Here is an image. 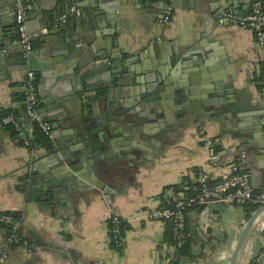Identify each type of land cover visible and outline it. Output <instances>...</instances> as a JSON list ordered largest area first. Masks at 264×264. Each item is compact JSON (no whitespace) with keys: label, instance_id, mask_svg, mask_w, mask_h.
<instances>
[{"label":"crops","instance_id":"crops-1","mask_svg":"<svg viewBox=\"0 0 264 264\" xmlns=\"http://www.w3.org/2000/svg\"><path fill=\"white\" fill-rule=\"evenodd\" d=\"M26 1L32 6L26 26L35 38L34 53L19 61L23 54L15 23L17 0H0V35L10 38L5 54L14 58L0 65V118L4 110L24 103L32 71L55 142L52 150L30 149L0 119V211L14 212L21 223L19 243L11 241L8 226H0L5 264H167L171 246L165 241L166 221L151 219V211L184 184L195 183L199 171L218 181L241 152L247 155L256 190L264 193V91L259 84L264 48L253 30L217 19L225 11L249 12L254 0ZM59 6V20L83 16L79 26L67 29L77 38L72 46L59 35L51 36L56 23L45 25ZM81 33L84 40L78 38ZM105 60L128 70L111 86L118 120L114 128L121 143L131 141L133 130L116 111L135 110L136 119L149 121L156 107H168L185 95L191 117L181 123L162 122L161 133L151 142L142 140L138 146L135 140L138 151L124 153L130 158L121 161L113 175L98 173L108 187L100 189L85 169L66 159L75 107L66 110L64 101L79 95L77 90L83 93L85 74L100 81ZM148 88L153 97L142 100L139 93ZM78 101L97 111L104 106L83 94ZM208 138L218 152L217 164L210 162ZM26 178L29 185L36 178L61 185L55 193L61 205L52 210L27 197L21 192ZM210 212L195 224L199 243L193 246L194 258L181 264H228L247 218L241 206L221 209L212 204ZM113 215L128 226L121 249L111 244ZM263 257L264 213L253 225L241 264H264Z\"/></svg>","mask_w":264,"mask_h":264},{"label":"water","instance_id":"water-1","mask_svg":"<svg viewBox=\"0 0 264 264\" xmlns=\"http://www.w3.org/2000/svg\"><path fill=\"white\" fill-rule=\"evenodd\" d=\"M62 11L61 6H59L56 11H53L52 14L49 15L48 19H45V25L47 26L48 23H56L57 26L51 28V36L59 35V37L64 38L69 46H72V41L77 40V38L68 34L67 29L76 28V25L79 26L83 16L76 17L73 15L70 17L71 19L59 20ZM73 24H75V26ZM32 38L33 42H35V38ZM78 38L84 40V34L81 33ZM55 40H59V38L54 37V41ZM9 42L10 38L0 35V65H4V63L8 65V63L14 59L5 54L6 50H10V48H8ZM20 45L23 55L18 59L19 61H25L26 58H29L34 53V48L28 56H26L27 51L25 47L22 44ZM75 46L79 47V44H75ZM102 64H106V67H104L101 72L104 78L102 79V76L100 75L99 77L101 80L97 81L95 80V75L85 74L83 79L84 85L81 86L83 95L90 96L91 98L96 99V101L104 104L102 110L100 109L97 111L96 109H91L88 105L79 106L78 98L82 95L79 90L76 91V94L79 95H74L64 101L66 104V110L74 109L75 107V113L72 114V119H75V122H72L70 125L74 128V133L70 138V145L68 146L70 148L67 150L68 157L66 159H68L70 163H74L73 165H80L82 169H85V172L95 181L93 184H95L97 188L107 189V185L104 184L98 173L113 175L119 163L130 158L129 156H124V153H127L129 150H131V152L134 150L138 151L137 147H135V140L137 141L138 146L142 140L151 142L153 141L154 135L161 133L163 128L161 127L162 122L174 121L181 123L182 121L189 119L191 116L188 108L189 104L186 101L185 95H178L180 99L177 97V100L169 102L168 107H156V111L152 116L148 117L149 121H139L136 119L135 110H130L125 113L123 111H116L118 116H121L123 125L133 130L132 135L129 136L133 143H131V141L129 143H121V140L118 139V133L114 128L115 122H118V120L117 116H114L115 104L113 101L115 97L113 95L114 89L111 88V86L115 80H118L119 74L127 73L128 70L121 66L119 67L114 64H109V60L107 63L106 60L105 62L103 61ZM79 70L82 73V69ZM163 90L164 89L161 88L160 92ZM152 93L153 90L148 88L146 91L140 92L139 97L142 100L147 99V97L152 98ZM160 96L164 97V94H160ZM38 111L43 117L47 118L46 114H44V110L39 109ZM103 113H106L107 119H105ZM157 114H162L163 116L157 118ZM124 146L127 147L124 148ZM25 181L27 183H24L21 192L25 193L27 197H32L38 199V201L44 202L47 206H50L52 210H56L59 205H61L60 196L55 195L56 192H60L62 189V186L58 185V183H55L48 178H36L32 180L31 185H29L30 180H27L26 178ZM212 204L219 205L221 209L230 206L228 203L220 201V197L212 195L207 198L205 203H202L190 214V232L196 243H199V237L196 235L195 224L201 218L203 211L206 208H210ZM262 213H264V205L258 207L249 217H247L236 238L228 264H241L253 225ZM0 226L4 225L2 224ZM7 230L8 232L10 231L9 228H7ZM262 261L264 263V257L262 258Z\"/></svg>","mask_w":264,"mask_h":264},{"label":"built area","instance_id":"built-area-1","mask_svg":"<svg viewBox=\"0 0 264 264\" xmlns=\"http://www.w3.org/2000/svg\"><path fill=\"white\" fill-rule=\"evenodd\" d=\"M31 7V4L26 0H17L15 23L18 32V42L25 47L27 51L26 56H28L34 48L33 38L29 34L26 26L27 13ZM71 10L75 11V6H72ZM62 18L65 19L66 15H63ZM217 19L222 24H233L253 30L257 41L264 48V0H254L252 9L247 13L239 14L232 11H225L219 14ZM163 21H168V15L164 16ZM259 84L264 91V58L262 61V77ZM25 85L26 108L23 117L35 123L48 140L54 143L55 138L51 123L35 108L38 103V95L36 93L35 75L32 71L28 72ZM1 123L14 124L18 137L25 146L30 148L32 141L26 135L30 131V128H23L17 122L13 113L4 116L1 119ZM206 144L209 148L210 162L212 164L219 163V155L213 141L208 138L206 139ZM246 158V153L241 152L235 160L226 165L221 178L213 184H211L210 176L206 172L199 171L196 178V186L184 184L182 189L175 194V196L166 199L167 205H163L151 211L149 215L150 218L173 220V232L177 240L176 244L179 246L181 245L182 238H184L186 234L187 221L191 213L189 209L193 207V205L198 206L205 203L207 198L212 195L220 197V201H224L230 206H243L246 204H257L259 207L263 206L264 193L256 190L252 179V172L246 163ZM191 190H195V193L192 195L188 194ZM203 214L211 216L210 208H206ZM121 220L122 219L117 215H113L110 220L113 239L118 246H121L123 242V238L120 236ZM0 224L9 227L12 232L11 241L13 243H19L21 241L20 236L17 234L20 229V219L15 217L13 212L0 211ZM22 242L25 244L27 243V241ZM175 248L176 245L171 246L166 254L170 255ZM5 257L4 254L0 255V264H5ZM167 264H170L169 260H167Z\"/></svg>","mask_w":264,"mask_h":264},{"label":"trees","instance_id":"trees-1","mask_svg":"<svg viewBox=\"0 0 264 264\" xmlns=\"http://www.w3.org/2000/svg\"><path fill=\"white\" fill-rule=\"evenodd\" d=\"M25 97H26V92H25ZM25 108H26V98H24V103L21 105L20 108H11V109H7L4 110L1 114V118L2 119L4 116L8 115L9 113H13L17 122L23 127V128H30V131L26 134L28 138L31 139L32 141V145L30 146V149L32 148H46L48 150H52L54 147V143L50 142L48 140V138L44 135V133L39 129V127L35 124L30 122V120L28 118H24L23 114L25 112ZM36 110L41 109L40 106V100L38 97V103L35 106ZM45 118V117H44ZM46 120H48V118H45ZM49 121V120H48ZM2 125L5 127V129L14 137H18V133L15 129L14 124L12 123H2ZM211 184H213L214 182L210 181ZM186 184H191L193 186H196V182L195 183H186ZM176 191L179 190V188L175 187ZM182 189V187H181ZM180 189V190H181ZM195 190H191L190 192H188V194H194ZM164 205H167V203H164ZM198 206H194L191 207L189 209V212H191L192 210H195L199 207ZM238 206V205H236ZM259 206L257 204H246L241 206L245 217H249L250 214L255 211ZM213 212V210H211ZM14 216L18 218V216L13 212ZM189 218L188 217V221H187V227H186V234L184 236V238H182L181 240V245L177 246V240L174 236V232H173V227H174V222L173 220H165L166 221V230H165V241L168 243L169 246H174L176 245V248L174 249L173 253L170 254V264H181V262L185 261V260H189V259H193L195 254L193 253V246L196 244V242L194 241L193 236L191 235L190 232V226H189ZM110 227V236H111V244L114 248H118L121 249L122 246H118L114 239H113V234H112V224H109ZM128 229L127 223L122 219L120 222V236L123 238L125 235L126 230ZM202 254V253H201ZM251 264H256L255 261H253Z\"/></svg>","mask_w":264,"mask_h":264}]
</instances>
